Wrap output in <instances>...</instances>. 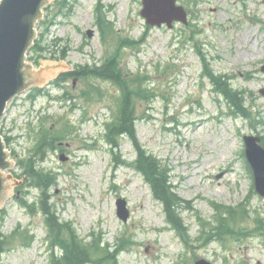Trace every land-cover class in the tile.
I'll return each mask as SVG.
<instances>
[{"label":"rangeland","instance_id":"374dc122","mask_svg":"<svg viewBox=\"0 0 264 264\" xmlns=\"http://www.w3.org/2000/svg\"><path fill=\"white\" fill-rule=\"evenodd\" d=\"M176 3L187 22L168 27L146 24L142 0H52L37 25L50 47L29 56L48 60L53 42L57 58L66 50L69 67L112 56L128 90L140 77L144 97H130L135 138L170 175L183 234L170 228L161 202L129 164L137 155L129 138L116 137L118 147L106 141L121 86L87 76L49 85L34 102L23 92L7 104L0 129L13 137L11 172L22 182L3 203L0 264H51L61 253L37 203L41 191L17 165L30 157L52 182L47 191L59 222L70 225L59 236L71 230L88 247L89 264H264V196L246 169L242 137L258 135L264 145V0ZM209 71L243 92L248 117L230 113ZM22 196L33 211L18 204ZM117 198L125 200V220Z\"/></svg>","mask_w":264,"mask_h":264},{"label":"trees","instance_id":"16d2710c","mask_svg":"<svg viewBox=\"0 0 264 264\" xmlns=\"http://www.w3.org/2000/svg\"><path fill=\"white\" fill-rule=\"evenodd\" d=\"M98 26L102 30V32L108 31L106 26H102L101 21H97ZM105 36V34H104ZM132 43V41H131ZM52 45V43H51ZM49 44L46 46L43 45V41L41 37L37 39V42L32 47L34 52L38 54H43L47 52ZM56 49H51V55L55 56ZM59 55L61 57H65L66 50L64 48L60 49ZM117 62L113 59L112 56L106 58V61L101 63L100 65L94 64L92 66L85 65L80 70L72 71L71 73H62L59 78L53 81V84L61 87L62 82H65L68 78L72 77L73 75H81L84 77H97L103 80H110L112 83L120 85L122 88V96L117 104V117L113 121L106 124V141L113 144V146L117 147L118 143L115 141V138L121 135H125L129 138L132 142L137 155L135 159H133L131 164L133 168L139 171L143 176L145 181L151 187L153 198L157 199L162 204V209H164L166 221L172 226L175 231L180 233L181 235L185 231L186 227L183 224V221L180 218L181 210L179 209V198L174 191V186L171 184L170 175L167 173L166 168L161 167V163L158 159L151 153L147 152V150L143 149V147L138 143V140L135 138V129L134 124L139 119L135 113L133 106L130 105L131 100V92L135 94L136 97L142 98L144 94L139 93L140 86L138 83L140 82V77L135 76L132 80L136 82V87L133 91L128 90V85L121 77V71L119 68L117 69ZM209 80L212 81L215 90L222 95L225 99V102L228 104V109L230 110L231 114L248 117V110L245 106V102L243 100V92L238 89H233L230 86L229 79L226 77L225 74H216L214 72H208ZM41 89L37 88L34 93L31 94V97H35ZM63 97L70 98L68 93H65ZM7 140L10 137L6 138ZM44 145H51L49 141H44ZM43 153V150H40ZM42 156V155H40ZM43 157V156H42ZM23 159L18 160V166L20 169L23 170V173H26V176H30L31 180L29 186H34L39 188L41 194L38 198L37 203L39 204V209L42 214H45L46 221L49 227H51V231L55 232L56 234L54 238L51 240L53 245H58L59 249H61V253L59 255L54 256L51 258V264H89L93 259H91L89 255V250L86 245H83L81 240L77 239V236L73 234V232L69 231V236L66 238H61L59 236V229L66 227L69 228V224L60 223L59 217L55 214L54 206L49 202L50 196L48 194V189L50 188L52 182L47 179L48 174H46L42 169L38 170L35 168V162L33 157H30L28 161L23 165ZM246 168L249 172L248 165L246 164ZM18 204L26 207L29 212L33 211L32 206L33 203H28L25 199V196L19 197ZM5 213V210L0 211V227L2 226V221L4 220L5 216L2 215ZM222 221V225H224V221L226 219L220 218ZM225 226V225H224ZM70 229V228H69ZM221 231H218L216 235H220ZM24 236V235H23ZM184 240L185 237L183 238ZM6 242L3 234L1 233L0 229V252L2 251L3 245L2 243ZM186 242V241H184ZM26 244H30L28 241ZM117 252V251H116Z\"/></svg>","mask_w":264,"mask_h":264},{"label":"water","instance_id":"95a60500","mask_svg":"<svg viewBox=\"0 0 264 264\" xmlns=\"http://www.w3.org/2000/svg\"><path fill=\"white\" fill-rule=\"evenodd\" d=\"M50 0H0V118L6 103L16 94L26 90L30 85L44 83L48 77L54 76V69L64 68L63 60L60 64L44 65L31 70V65L25 62V50L32 44L35 37V22L41 18L42 8ZM140 10L149 24L161 25L163 22L171 26V21L178 19L186 22V12L175 0H142ZM167 10V11H165ZM88 36L91 32L87 31ZM40 58V57H39ZM56 62L51 59H40V62ZM246 158L253 171L255 189L264 195V147L259 144L260 138L256 135H244ZM62 160L65 157H61ZM12 167L11 159L4 151L3 141L0 137V208L4 200L11 194L12 186L20 182L7 185V178L11 174L5 171ZM7 189V191H6ZM10 189V191L8 190ZM116 211L119 217L126 219L125 200L116 199ZM194 264H211L205 259H197Z\"/></svg>","mask_w":264,"mask_h":264}]
</instances>
